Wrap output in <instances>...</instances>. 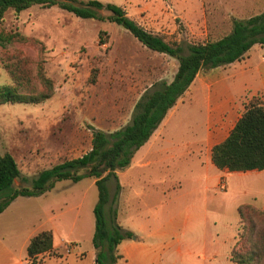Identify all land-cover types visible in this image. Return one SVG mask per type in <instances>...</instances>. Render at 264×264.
Here are the masks:
<instances>
[{
  "label": "rangeland",
  "instance_id": "1",
  "mask_svg": "<svg viewBox=\"0 0 264 264\" xmlns=\"http://www.w3.org/2000/svg\"><path fill=\"white\" fill-rule=\"evenodd\" d=\"M98 1L123 7L148 31L169 42H182L185 48L225 36L234 18L247 19L264 11V6H248L247 0ZM98 13L110 15L105 9ZM0 33L16 37L13 43L0 45V86L14 83L10 68L17 61L33 72L31 81L36 87H40L36 78L39 66L55 86L53 97L42 104L0 105V152L13 155L22 173L15 188L31 187L41 171L89 153L94 129L112 133L126 126L143 93L158 81L171 82L179 66L177 59L147 49L117 23L82 19L57 6H33L19 14L8 11ZM209 71H202L200 77H206ZM253 97L264 100V92L248 95L245 104ZM205 119L199 102L182 105L168 123L166 132L174 134L170 141L163 142V148L171 150L185 144L192 128L200 129ZM140 153L142 150L133 163L142 164ZM171 154L162 153L155 159L156 163L146 170L151 177L148 182H138L142 173H133L139 190L132 195L129 208L120 190L117 201L107 208V219L116 209L122 213L121 222L127 214L129 222L136 220L137 228H141L142 205L147 204L163 209V221L172 218L178 226L184 218V214L179 216L182 210L206 209L209 238L220 245L217 250L221 257L213 262L231 264L240 226L239 204H264V174L250 178L262 193L255 201L242 194L244 186L252 185L240 175L227 177L226 190L206 193L204 183H198L203 178L198 161L187 162ZM142 183L148 188L143 194ZM108 186L113 197L117 181L111 180ZM97 202L98 190L92 178L56 183L41 198L20 197L0 214V264H20L27 258L23 246L27 235L47 230L56 232L54 245H59L56 252L62 258H47L45 264H96L93 210ZM120 220L117 215L119 224ZM195 233L196 239H200V233L202 237L200 230Z\"/></svg>",
  "mask_w": 264,
  "mask_h": 264
},
{
  "label": "trees",
  "instance_id": "2",
  "mask_svg": "<svg viewBox=\"0 0 264 264\" xmlns=\"http://www.w3.org/2000/svg\"><path fill=\"white\" fill-rule=\"evenodd\" d=\"M33 6H57L82 19L117 23L147 49L173 57L179 62L171 82L158 81L143 93L126 126L112 133L94 129L89 153L41 171L32 180L31 187H14L15 181L21 177V170L13 155L0 152V214L19 197L41 196L56 183L94 179L98 190V202L93 210L96 264H117L121 258L118 246L134 236L117 222L116 209L108 213L107 219V208L111 202L117 201L121 190L118 172L131 166L136 153L149 142L202 71L239 62L255 45L264 47V11L247 19L234 18L232 29L225 36L213 41L188 44L185 48L182 42H169L163 36L148 31L128 16L123 7L114 4L105 6L98 0H0V24L8 11L19 14ZM104 9L110 13L108 17L99 15L98 11ZM15 38L0 33V45L11 44ZM11 66L14 83L0 86V105H39L53 97L54 81L47 76L43 66L38 67L36 76L39 88L32 84L33 72L23 66L21 61ZM244 108L229 136L212 149L214 165L227 173L264 171V100L253 97ZM111 180L117 181V192L113 197L108 186ZM238 214L240 226L231 251V263L264 264V210L254 204H242ZM54 241L52 230L34 236L27 246V264H45L47 258H62L56 252Z\"/></svg>",
  "mask_w": 264,
  "mask_h": 264
},
{
  "label": "crops",
  "instance_id": "3",
  "mask_svg": "<svg viewBox=\"0 0 264 264\" xmlns=\"http://www.w3.org/2000/svg\"><path fill=\"white\" fill-rule=\"evenodd\" d=\"M247 1L249 2L248 6H264V0ZM201 73L188 92L170 110L166 119L155 131L149 142L139 150H142V154H139V160H142V164H136L132 161L129 168L118 172L122 197L125 198V205H128V208L132 202V195H136L139 190L135 184L137 178H133V173H142V180L138 178V182H148L151 177L146 175V170L156 163L155 159L162 153L168 154L170 151L172 152L170 155L172 158L179 157V159H186L187 162L190 159L192 163H194L193 161H198L203 170V178L198 179V183H204L202 189L206 193H211L212 190L219 188L226 190L227 177L233 174L249 179L248 181L252 185L250 187L244 186L243 195L249 196L255 201L262 194L261 190L257 189L258 186L254 185L256 181H252L250 178L253 180L261 178L264 171L247 173L221 171L212 161V149L229 136L230 131L244 112L245 102H247L246 97L264 92V47L255 45L243 60L225 67L210 69L205 74L206 77L201 78ZM184 99H187L186 103H184ZM196 102L202 104L206 116L201 128L196 129L193 127L190 133L191 138L187 139L185 144L173 147L171 150L164 149L163 145L168 140L170 141L173 137L172 134H174L170 130L166 132L168 123L182 105L187 103L193 105ZM221 127L225 130H221ZM164 141L165 143H163ZM194 180L197 181L196 179ZM143 183L142 194L144 190L148 189L146 188V183ZM159 185L161 186L162 182ZM150 190L157 192L153 188ZM162 192L163 189L159 193ZM242 204H239V207ZM254 205L264 210V204L261 206ZM163 212L164 210L156 207V205H142L141 228H137L136 220L130 223L131 219L129 215L128 218L126 217L127 214L124 215V222H121L122 213L118 212L120 225L126 231L132 232L135 237L134 239L123 241L118 246V254L121 258L117 264H211L221 257L220 252L217 250L220 245L212 243L209 238L211 230L208 229V219L206 217L208 213L206 209L190 207L186 212L182 210L179 216L184 214V218L178 226H174L172 223L174 219L172 218L163 221ZM190 214H192L191 217L189 216ZM199 230L202 232V237L200 233V239H196L198 233L196 234L195 231L198 232ZM53 232L56 235L54 230ZM37 234L32 232L27 235L23 243L26 249L30 240ZM54 246L56 249L59 245ZM25 263H27V258L20 262V264ZM212 264L215 263L213 262Z\"/></svg>",
  "mask_w": 264,
  "mask_h": 264
}]
</instances>
